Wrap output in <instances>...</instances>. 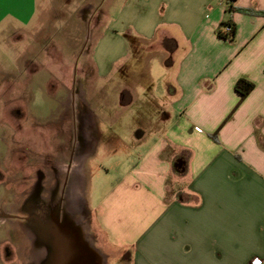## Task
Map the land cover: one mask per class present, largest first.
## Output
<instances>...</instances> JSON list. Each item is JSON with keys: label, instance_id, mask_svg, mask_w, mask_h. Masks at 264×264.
Wrapping results in <instances>:
<instances>
[{"label": "crops", "instance_id": "crops-1", "mask_svg": "<svg viewBox=\"0 0 264 264\" xmlns=\"http://www.w3.org/2000/svg\"><path fill=\"white\" fill-rule=\"evenodd\" d=\"M61 1L48 4L56 10ZM45 2L3 0L0 25L35 22L42 31V14L33 19ZM227 2L73 5L91 18L95 75L104 86L117 78L106 87L120 103L105 118L112 126L120 118V132L97 135L103 109L76 118L77 158L114 144L110 158L131 160L89 209L102 233L101 264L110 256L117 264H249L255 257L264 264V0H231V12ZM226 21L232 38L217 34ZM56 45L64 47L50 42L49 53L66 60ZM28 57L27 74L37 73L39 51ZM113 58L120 74H110ZM239 78L254 84L241 101ZM177 157L185 170L176 175Z\"/></svg>", "mask_w": 264, "mask_h": 264}, {"label": "rangeland", "instance_id": "rangeland-1", "mask_svg": "<svg viewBox=\"0 0 264 264\" xmlns=\"http://www.w3.org/2000/svg\"><path fill=\"white\" fill-rule=\"evenodd\" d=\"M48 1L33 19L42 14L36 20L42 31L35 29V22L22 29L0 25V264H46L48 233L37 220L47 224L49 216L75 234L93 264H101L102 233L89 209L131 160L110 158L117 149L114 144H101L100 152L87 160L77 158L75 120L103 109L97 135L100 130L120 132V118L113 126L105 119L120 108L118 92L106 87L117 78L104 86L105 80L95 75L99 73L91 52L98 36L91 18L74 9L78 0H62L65 7L56 10ZM92 1L99 5L118 0ZM31 40L37 47L26 44ZM50 42L64 46L54 49L66 60L49 53ZM38 51L41 68L27 74V52L31 61ZM117 59L110 74H120ZM106 262L117 264V259L110 256Z\"/></svg>", "mask_w": 264, "mask_h": 264}, {"label": "flooded vegetation", "instance_id": "flooded-vegetation-1", "mask_svg": "<svg viewBox=\"0 0 264 264\" xmlns=\"http://www.w3.org/2000/svg\"><path fill=\"white\" fill-rule=\"evenodd\" d=\"M67 214L69 217L68 219H71L72 216H70L68 211ZM37 222L47 231L45 232L48 233L47 242L49 257L46 264H75L73 261V254L75 252L74 240L69 230L60 228L58 222L52 216H49V222L47 224L41 221V219L37 220ZM74 223H76V220H74ZM77 223L79 224L80 222L77 221ZM79 227L81 228V226ZM86 235H88L87 232L84 236ZM85 239L89 242L87 238Z\"/></svg>", "mask_w": 264, "mask_h": 264}, {"label": "trees", "instance_id": "trees-1", "mask_svg": "<svg viewBox=\"0 0 264 264\" xmlns=\"http://www.w3.org/2000/svg\"><path fill=\"white\" fill-rule=\"evenodd\" d=\"M228 11L231 12L234 10V8L231 6V0H228ZM236 10H242L240 8H236ZM223 30L222 32L220 30L217 31L218 36L220 37H229L232 38L234 35V25L233 23L226 21L224 22L222 26ZM254 84L244 78H239L234 83V89L240 96L239 101H241L248 93L253 89ZM214 135L212 134V137ZM185 160L182 157H177L172 162L173 172L177 174H181L184 172V166L182 163H184ZM176 163V164H175Z\"/></svg>", "mask_w": 264, "mask_h": 264}, {"label": "bare ground", "instance_id": "bare-ground-1", "mask_svg": "<svg viewBox=\"0 0 264 264\" xmlns=\"http://www.w3.org/2000/svg\"><path fill=\"white\" fill-rule=\"evenodd\" d=\"M75 248V247H74ZM75 254H73V261H74V263L75 264H88V260H87V258L85 259V258H82V256L78 253V251H77V249H75ZM77 253H78V256H77ZM91 264H93L92 263V260H91Z\"/></svg>", "mask_w": 264, "mask_h": 264}, {"label": "water", "instance_id": "water-1", "mask_svg": "<svg viewBox=\"0 0 264 264\" xmlns=\"http://www.w3.org/2000/svg\"><path fill=\"white\" fill-rule=\"evenodd\" d=\"M74 235H72V236H73V240H74L75 249H77L78 253L82 256V258H89L88 256L85 255V251L83 250L82 246L78 243V240H77L76 236H74ZM78 253H77V256H78Z\"/></svg>", "mask_w": 264, "mask_h": 264}, {"label": "built area", "instance_id": "built-area-1", "mask_svg": "<svg viewBox=\"0 0 264 264\" xmlns=\"http://www.w3.org/2000/svg\"><path fill=\"white\" fill-rule=\"evenodd\" d=\"M257 262L258 264H262V260L260 258L255 257L251 259V264H257Z\"/></svg>", "mask_w": 264, "mask_h": 264}, {"label": "snow or ice", "instance_id": "snow-or-ice-1", "mask_svg": "<svg viewBox=\"0 0 264 264\" xmlns=\"http://www.w3.org/2000/svg\"><path fill=\"white\" fill-rule=\"evenodd\" d=\"M2 3H3V0H0V7H2ZM249 264H251V261L249 262ZM258 264V262H257Z\"/></svg>", "mask_w": 264, "mask_h": 264}]
</instances>
